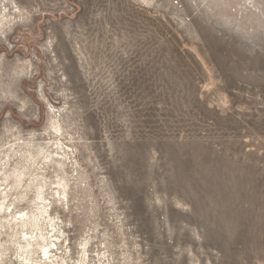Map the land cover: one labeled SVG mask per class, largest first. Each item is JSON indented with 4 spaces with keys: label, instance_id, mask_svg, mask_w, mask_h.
Segmentation results:
<instances>
[{
    "label": "rangeland",
    "instance_id": "374dc122",
    "mask_svg": "<svg viewBox=\"0 0 264 264\" xmlns=\"http://www.w3.org/2000/svg\"><path fill=\"white\" fill-rule=\"evenodd\" d=\"M0 264H264V0H0Z\"/></svg>",
    "mask_w": 264,
    "mask_h": 264
},
{
    "label": "bare ground",
    "instance_id": "6f19581e",
    "mask_svg": "<svg viewBox=\"0 0 264 264\" xmlns=\"http://www.w3.org/2000/svg\"><path fill=\"white\" fill-rule=\"evenodd\" d=\"M62 149V148H61ZM60 149V150H61ZM63 150V149H62ZM61 150V151H62ZM58 156V155H57ZM61 157V156H60ZM59 159H61V158H59ZM21 213V212H20ZM31 217V215H28L27 213H25V214H20L19 216H17V217H14V219H15V222H21V224L22 225H25V223H26V220H28L29 218ZM25 237V236H24ZM31 236L29 237L28 236V239H27V241H26V244H27V246H31L33 243H32V240H34V239H32L31 240ZM26 239V238H25ZM49 250V249H48ZM48 250H46L45 252H44V254H47L48 253Z\"/></svg>",
    "mask_w": 264,
    "mask_h": 264
}]
</instances>
